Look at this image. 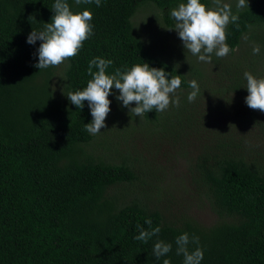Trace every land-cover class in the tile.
Masks as SVG:
<instances>
[{
  "label": "trees",
  "instance_id": "obj_1",
  "mask_svg": "<svg viewBox=\"0 0 264 264\" xmlns=\"http://www.w3.org/2000/svg\"><path fill=\"white\" fill-rule=\"evenodd\" d=\"M66 2L74 13L91 11L93 34L78 55L39 70L34 65L41 41L30 45L27 37L51 22L55 0H0V264H163L164 259L183 264L175 240L185 232L190 239L199 237V245L190 243L188 248L203 250L201 264H264L263 156L248 157L223 142L199 155L196 181L218 220L203 225L175 217L151 207L142 192H117L139 179L132 162L127 157L113 162L109 137L98 140L84 129L92 121L88 102L77 109L67 97L87 86L92 78L88 64L95 57L113 61L108 74L148 63L181 76L177 90H192L189 81L196 80L204 92L207 71L155 57L133 19L140 8H155L167 28L175 29L170 10L187 0H101L99 7ZM200 2L214 6L213 0ZM247 3L238 9L233 2L239 28L228 24L226 43L232 55L245 37L246 43L259 45L256 56L264 69V0ZM243 49L250 55L253 48L246 44ZM212 57L219 67L220 57ZM221 62V80L228 77L239 90L248 65ZM187 97L171 111L145 113L144 127L150 133L159 125L164 130L167 124L193 127L197 112ZM147 218L161 231L144 243L134 237L139 235L137 224L148 228ZM157 240L172 244L160 259L153 255Z\"/></svg>",
  "mask_w": 264,
  "mask_h": 264
},
{
  "label": "rangeland",
  "instance_id": "obj_2",
  "mask_svg": "<svg viewBox=\"0 0 264 264\" xmlns=\"http://www.w3.org/2000/svg\"><path fill=\"white\" fill-rule=\"evenodd\" d=\"M233 2H236L237 7L238 0H223V3L230 6ZM160 15L162 12L155 8L148 12L140 8L133 18L151 54L168 63L173 60L175 65H184L188 69L201 67V70L207 71L205 91L199 93L196 100L190 103L195 106L197 112L193 127L167 124L164 130L159 125L150 133L149 129L144 127L146 122L142 117L131 114L128 108L122 106V102L117 101L119 91L113 89L108 97L111 110L105 120L106 127L94 136L98 140L108 136L116 156L112 161L117 163L121 158H129L139 177L134 185L120 186L118 193L128 194L137 190L146 195V202L151 207L155 206L163 213H170L179 218H192L203 225H212L218 217L203 195V186L196 181L198 172L195 171L194 165L198 156L210 152L223 142L234 146V150L248 157H264V112L250 109L246 105V79L239 90L231 87L230 81L227 82L228 77L221 80V60L234 64L246 63L248 72L257 78H264V69L262 63L259 65V57L257 58L252 50L250 55H245L243 48L246 44L248 48H253L252 44L246 43L245 38L241 47L234 51V55L229 53L220 58L219 67L213 57L211 63L195 59L194 55L185 50L175 29L167 28ZM182 51H185L184 55L180 54ZM188 53L189 56H185ZM172 55L179 56L171 59ZM226 88L229 91L224 94ZM189 91L192 90H176L172 99L179 97L181 100L185 95L188 96ZM173 106L170 104L168 109L161 113L171 111ZM130 107H135L134 103ZM113 191L116 193L115 189Z\"/></svg>",
  "mask_w": 264,
  "mask_h": 264
},
{
  "label": "clouds",
  "instance_id": "obj_3",
  "mask_svg": "<svg viewBox=\"0 0 264 264\" xmlns=\"http://www.w3.org/2000/svg\"><path fill=\"white\" fill-rule=\"evenodd\" d=\"M76 4L95 3L101 6V0H75ZM214 6L206 7L200 0H187V3H180L178 7L170 10V16L175 20V31L183 42L185 50L197 56L199 61L211 63L212 54L217 57H225L230 51L226 43V28L229 23L236 24L239 17L234 15L231 6L223 3V0H213ZM248 7L247 0H238L237 8ZM54 15L50 23H44L42 30H32L27 37V43L34 45L41 41L38 52V63L34 66L46 69L50 66H58L67 59L78 55L83 42L93 34V19L89 10L74 13L71 11L66 0H55L52 6ZM31 18V17H30ZM247 39V37H245ZM253 54H259V45L253 46ZM113 61L95 57L88 64V75L92 78L87 82L83 90L69 92L67 97L71 104L77 109H83L84 102L92 116V121L84 125L85 131L92 135L101 133L106 127L105 120L110 113L111 101L108 97L112 90L119 91L117 101L129 109L131 114L142 117L145 113L155 110L157 113L168 109L172 104L180 105L179 97L172 99V94L180 88L181 76H172L163 68L150 67L148 63L135 64L130 69H116L112 74L107 69ZM96 69V71H93ZM169 76L171 78L169 79ZM244 78L247 81L245 98L246 105L253 110L264 112V78H257L251 72H245ZM192 91L188 94V101L194 102L200 93L196 80L189 81ZM135 103V107H130ZM152 219H145L148 228L137 224L139 235L134 239L147 243L152 237L157 236L161 229L159 226L152 227ZM199 245V237L193 235L190 239L188 233H183L175 240L176 254L184 257L183 264H201L203 250L197 246L189 251L188 245ZM172 250V244L163 240H157L153 247V255L156 259L167 256ZM163 264H171L169 259H164Z\"/></svg>",
  "mask_w": 264,
  "mask_h": 264
}]
</instances>
